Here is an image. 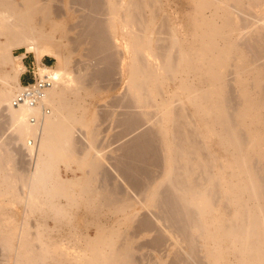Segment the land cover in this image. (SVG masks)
Returning a JSON list of instances; mask_svg holds the SVG:
<instances>
[{
	"label": "bare ground",
	"instance_id": "1",
	"mask_svg": "<svg viewBox=\"0 0 264 264\" xmlns=\"http://www.w3.org/2000/svg\"><path fill=\"white\" fill-rule=\"evenodd\" d=\"M172 1L70 0L64 11L51 0H0V114L32 162L24 175L6 171L0 130V263L141 264L145 244L164 247L168 264H227L229 255L264 264V0H186L177 13ZM65 37L94 61L73 77L70 49H50ZM15 47L57 56L61 77L38 105L12 104ZM117 74L125 92L114 141L128 139L110 159L79 152L78 125L97 138L87 98ZM61 161L83 175L59 181Z\"/></svg>",
	"mask_w": 264,
	"mask_h": 264
},
{
	"label": "rangeland",
	"instance_id": "2",
	"mask_svg": "<svg viewBox=\"0 0 264 264\" xmlns=\"http://www.w3.org/2000/svg\"><path fill=\"white\" fill-rule=\"evenodd\" d=\"M185 1L186 0H173L171 2V5L173 7L172 9H174L173 11L177 13L180 9L184 8V4L186 3ZM69 2H70V0H51V5L57 6V7L63 6L62 8L64 9V11H66V8L68 7V5L70 7ZM78 7H79L78 5H77V7H75V5H74V9L76 8L75 10H79V9H77ZM79 11H77V13H75V15L71 18V20H69L66 24L67 26H72L76 22L75 25L78 26V28L76 27V30L78 29L77 31L71 30V32H69L70 34H68V36L71 38L76 37L77 33L79 31V23L81 21V11L80 12ZM77 15H78V17H76ZM56 35L57 36L59 35V37H60V34L58 32H56ZM63 41L65 43L58 42V41L53 42L52 45L50 46V49L53 50L54 53L59 54L60 56L62 55V53L64 51H68L70 49L71 52L69 51L67 53H69V55H70L69 56V59H70L69 69L72 72L71 77L76 76L77 74L79 75L81 73H84V71L86 69V65L88 64V62L90 60L85 53L86 52L85 46H83V47H77L76 46L75 47V45L70 43L69 40L66 39V37H65V39H63ZM72 45H74V46H72ZM75 48H77V49H75ZM13 51H14V54L16 56H18V58L15 60L17 67H19L21 65L20 63L24 64L23 59H27V60H33L34 59L35 60L36 54L29 53V52L25 53V50L23 47H15L13 49ZM25 54H28V55L26 57H24ZM46 57L48 58L50 56L45 55V58L43 56V62H45V63H47ZM51 57L53 59L51 62V63H53L52 67H54V68L60 67L58 65L59 62H58L57 56L51 55ZM38 62H39V64H41L42 63L41 59L40 60L38 59ZM93 62L94 61L91 60L89 63L91 64ZM13 65H14L13 62L9 60V62H7V65H4L3 69L5 71H11L13 69ZM5 67H6V69H5ZM26 76H28V74H26ZM26 76H25V78H26ZM119 77H120L119 74H117L116 78L113 81H102V82L100 81V84H99L100 89L97 90L99 93H97V91H96L94 93V96H90L87 98V103L90 105L93 113L95 114V121H94L91 129L96 134L95 136L97 138L92 137V135L88 136V137L87 136L84 137L85 136L84 134H86L87 132H85V129H83L81 127V125H78L77 131H76V135H77L76 139L78 141L77 142V149L79 150V152H82L85 149L91 150V148H92L93 152L94 151L96 152V150L99 149L101 151L100 153H103L105 155V157H109L110 154H111V156H113L114 154L118 153V151L115 152L117 150V148H119L120 145H122L123 142L128 139V138H126V139H123V140L117 141V142L114 141L116 139L115 136L117 137V134L119 135V133L121 131V127L117 126L115 120L117 118L118 113L121 112L120 110L123 109L121 106H118L117 102L122 97L123 93L125 92V83H123L122 79ZM0 113H1V111H0ZM0 124H1L0 130L3 129L4 136H3V132H1V131L0 132L2 133L3 140L6 142V144H4V142L2 141L4 144L3 150L5 151V149H6V151H9L7 153L5 151L6 155L9 158L8 159V165H7L8 168L6 171L12 170V173H14V174L20 173L17 175H24L31 168L32 162H31L30 156H29L27 150L21 149L19 147V145H16V144L11 142L10 137H9L10 136L9 126L7 124V121L2 117L1 114H0ZM149 126L150 125L144 126L142 128V130L147 129V127H149ZM82 135H84V136H82ZM111 156L109 157V159L111 158ZM105 162H108V160H106V158H105ZM71 164H72V162H71ZM64 165H65V162H63V161L56 163L57 174H58L57 176L59 177L58 178L59 181H61L63 178L74 179V176L76 174L81 175V176L83 175V171L77 169L76 168L77 166L75 163L72 164V166L74 168H76L74 171L67 170V166L66 165L64 166ZM109 165H110V163H109ZM109 165L107 163L105 165V167H107ZM10 183L11 182H8L6 184H10ZM17 184L19 185V183H17ZM74 186H73L74 190H77L79 187L77 185L75 187ZM7 198L10 199L11 194H9L7 196ZM18 203H19L18 201H14L13 203H10L8 206V209L11 208L10 210H15V211L19 210V211H17L18 215L16 218L21 219L24 217L23 216L24 213L21 211L23 209V205L20 203L18 204ZM146 209L147 208L141 209L140 211L142 213L147 212ZM31 218H33V217H31ZM33 220H34V218H33ZM50 224L53 225V223L51 221H50ZM157 225H159V224H157ZM159 226L163 227L161 222H160ZM89 229H90L89 233L94 234V225H91L89 227ZM124 229H126V227H124ZM54 230L55 231H53L52 234L53 235L58 234L57 229L55 228ZM86 230H87V228L80 226V228H79L80 234L78 235V238L83 237ZM129 230L130 231L133 230V227H131ZM154 234L156 235L157 231L152 230V232H147V233L142 234L141 236H137L136 245L140 246L141 243H142V245L144 244V242L148 243L150 239L154 238ZM82 242H84V243H82ZM67 245H70V244H67ZM84 245H85V241H84V239L83 240L81 239L80 246L83 247ZM144 246L145 247L142 246V248L140 247L141 249L140 248L138 249V253L136 252L137 253L136 256L138 258V261H140V259H142L143 261H145L147 259L145 262H143L141 260L143 262V264H146L147 262H148L147 264H156L157 261L159 260L158 258L163 257V259L165 260L164 264H168L170 262L172 254H168L166 249H163L164 247L162 248L163 250L159 249L162 251V252L160 251V253H159L158 250L155 248H152V246H147L145 244H144ZM175 246L176 245H174V251L176 250ZM64 247H65V245H64ZM153 249H154V251H153ZM161 253L165 254V255H162ZM144 254H146V255H144ZM141 256H144V257L146 256V259L144 257H141ZM226 261H227V264H235L234 261L236 262V258L234 257V255H229L226 258ZM142 262H141V264H142ZM0 264H2V263H0Z\"/></svg>",
	"mask_w": 264,
	"mask_h": 264
},
{
	"label": "built area",
	"instance_id": "3",
	"mask_svg": "<svg viewBox=\"0 0 264 264\" xmlns=\"http://www.w3.org/2000/svg\"><path fill=\"white\" fill-rule=\"evenodd\" d=\"M52 66L53 63H45L42 61L41 64H38L37 61L34 60L31 65L27 67V71L21 74V84L13 96L12 104L17 106H33L40 104L46 96L48 88L58 81L50 78L52 73H56ZM45 68L48 69L49 74L42 80L41 72H43ZM26 74H28V76H26ZM49 108L50 107L46 104H43L42 109L44 112H49ZM32 120H35L34 116H32ZM33 140L35 142V139Z\"/></svg>",
	"mask_w": 264,
	"mask_h": 264
},
{
	"label": "clouds",
	"instance_id": "4",
	"mask_svg": "<svg viewBox=\"0 0 264 264\" xmlns=\"http://www.w3.org/2000/svg\"><path fill=\"white\" fill-rule=\"evenodd\" d=\"M27 52H29V53H34V48H33V47H29V48L27 49ZM42 58H43V54H42L41 59H42ZM19 67H20V69H21V74H23V72L27 71V68L23 65V63H21V65H20ZM48 74H49V73H48V69L45 68L44 71L41 72V79L43 80L44 77H45L46 75H48ZM60 77H61V73H52V74L50 75V78L53 79V80H59Z\"/></svg>",
	"mask_w": 264,
	"mask_h": 264
},
{
	"label": "crops",
	"instance_id": "5",
	"mask_svg": "<svg viewBox=\"0 0 264 264\" xmlns=\"http://www.w3.org/2000/svg\"><path fill=\"white\" fill-rule=\"evenodd\" d=\"M28 54H25L24 55V57H26ZM45 55H49V54H43V56H44V58H45ZM50 57H46L47 58V61H52L53 59H52V57H51V55H49ZM35 60L37 61V63L39 64V62H38V59H37V57L35 56ZM23 61H24V66L27 68L28 66H30L31 65V63L34 61V59L33 60H27V59H23ZM43 61V58L41 59V62ZM21 64V63H20Z\"/></svg>",
	"mask_w": 264,
	"mask_h": 264
},
{
	"label": "trees",
	"instance_id": "6",
	"mask_svg": "<svg viewBox=\"0 0 264 264\" xmlns=\"http://www.w3.org/2000/svg\"><path fill=\"white\" fill-rule=\"evenodd\" d=\"M52 61H47V63H51Z\"/></svg>",
	"mask_w": 264,
	"mask_h": 264
}]
</instances>
